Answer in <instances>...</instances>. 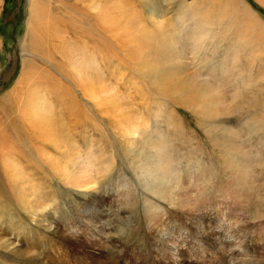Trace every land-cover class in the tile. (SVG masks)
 Returning a JSON list of instances; mask_svg holds the SVG:
<instances>
[{"label":"rangeland","instance_id":"374dc122","mask_svg":"<svg viewBox=\"0 0 264 264\" xmlns=\"http://www.w3.org/2000/svg\"><path fill=\"white\" fill-rule=\"evenodd\" d=\"M105 1L113 5L120 2L124 8L130 2L134 9L127 17L136 30L162 29V37L179 56L178 62L170 57L172 71L182 83L175 93L179 98L164 92L162 95L153 88L142 70L138 71L139 62L132 65L122 54L119 60H110L112 48L105 47L103 57L109 62H102V52L96 47L97 38L91 37L95 32L90 31L86 14L77 13L85 6L78 0L55 1L50 7L57 8L53 18L60 20L58 25L66 43L93 61L95 67L88 72L94 77L97 70L105 79L102 85L108 98L109 90L118 97V106L113 105L108 111L115 113L123 106L131 119L141 125L135 124L136 127L147 131L144 140L125 138L121 125L112 121L106 107H96L94 98L85 97L79 82L71 80L69 48L67 60L50 43L45 47L52 50L48 55L36 50L32 56L28 52L32 46L27 37L31 8L36 3L46 6L47 0H0V102H5L7 114L11 110L8 125H4L0 115V131L5 129L11 135L10 126H19L23 117L13 107L24 100L25 106L24 86L19 82L22 74L30 75L29 91L38 89L43 102L64 108L60 113L51 111L54 125L58 124L59 115L70 117L71 155L76 151L77 157L80 155L78 165H71L72 180H59L36 161V150L46 149L53 157H58L59 151L37 140L25 128H15L18 140L6 142L8 155L30 180L26 189L32 190L34 204L40 203L39 207L47 212L39 213L36 218L40 220L34 224L18 208L12 195L15 189L0 164V264H203L193 261L191 251L213 260L216 255L210 249L211 242L221 243L220 253L232 254L230 264H264L262 0H153L156 11L152 15L146 0ZM185 7L189 10L182 12ZM159 15L161 19L157 20ZM239 15L242 20L236 17ZM91 18H95L94 13ZM154 22L158 23L157 28ZM200 35L206 38L199 40ZM43 48L41 43L39 49ZM40 74L43 78L38 81L34 76ZM15 89L21 93L9 102L5 98ZM38 116L42 117V112ZM36 122L37 119L31 123ZM61 128L64 127L54 129ZM155 131L163 139L158 142L160 155L152 154L150 149ZM13 150L18 152L11 154ZM81 159L89 162L91 172L86 169L88 163L83 165ZM158 161L163 165L158 178L142 180L139 166L143 164L151 170ZM79 168L84 170L80 172ZM167 170L171 179L161 175ZM85 174L91 179H85ZM88 182L93 183L92 191L83 186ZM182 194L197 201L186 208L201 212H189L183 207L186 215L180 207ZM91 202L101 208L104 216L101 234L96 230L94 233L90 223L80 216L86 203ZM79 239L88 243V249L78 246ZM88 254L92 258L87 259Z\"/></svg>","mask_w":264,"mask_h":264},{"label":"bare ground","instance_id":"6f19581e","mask_svg":"<svg viewBox=\"0 0 264 264\" xmlns=\"http://www.w3.org/2000/svg\"><path fill=\"white\" fill-rule=\"evenodd\" d=\"M55 1L58 2V0H47L48 6L36 3L31 8V14L29 17L28 25H27V37H28V39L30 38V41L32 42V46H30L28 48V49H30L28 52L30 54H32V56H34L36 50H37V52H41V53L48 55L51 53L52 50L49 51L48 49H45V47L49 46L48 43H50L52 45V47H54V49L56 48V50L62 54L63 60H67L66 52H67V48H69L71 51V57L70 56L69 57L71 58L70 62H71V70H72V74H73V76L71 75V80L73 81V78H74L75 80H77L79 82L80 87H82L81 91H82L83 95L85 97H87L89 100L94 98L96 107H99V109H100V106L106 107L105 109L108 113V116H110V118L112 119V121L116 125L117 124L121 125V129H122V132L124 135H122L120 131L119 132L122 136H125V138L126 137L130 138L129 140L133 139L134 137H140L141 140H144L146 137L145 133L147 131L144 128L136 127L135 124H137L138 121L135 120V122H137V123H135L131 119L130 115H128V113H127L128 111L126 112L125 109H122L123 106L121 108H117L115 113H113V112L111 113L110 111H108V108H111L113 105L118 106V102H117L118 97L114 91L109 90V93H110L109 95H111V97L108 98L106 88L102 85V83L105 81V79H104V81L101 79L99 72L97 70H95V73H94L95 76L94 77L90 76L92 74L91 72H88L90 70L89 69L90 67H95L93 61L79 55L75 49H73L70 45H68V43H66L67 41L62 35L64 33H62V31L60 29V25H58L60 20L59 21L54 20V18H53V15L55 16V14H56L57 8L52 9L50 7V6L55 4ZM78 1H79V3L83 4L85 7L78 9L77 13L78 14H86V22L88 25H90V27H89L90 31L95 32V36H91V37L97 38L96 47L98 48V50L100 49V52H102V58H101L102 62H104V61L109 62V58L103 57L105 47L109 48L110 50L112 48V54H111L112 57L110 60H113V59L116 60V57H117V60H119V57L122 54L123 58L126 62H128L132 65H134L135 63H137V64L140 63L141 69H138L135 66L134 67L136 69H138V71L142 70V72L144 74L143 76L146 75V79H148V81L150 80V85H152L153 88H157L159 91H161L160 93H162V95L164 92V93H168L170 95H175V97L179 98V95H177L175 93L179 91L182 83L176 79L177 77H176L175 72L172 71L174 69V67L171 64V59H170V57H173L174 62H178L179 56L174 52L173 45L162 37V35H161V33L163 32L162 29L161 30L159 29L156 31L152 30L153 32L152 31L150 32L148 30H138V29L136 30L137 27L135 25H133L134 23L132 24L129 21V18L127 17L129 14L133 13L131 11H132V9H134L132 6L129 5L130 2L128 3V5L126 4L127 5L126 8H128L126 10V8H124L120 2H118V3L116 2L117 4L115 3L113 5V4H108L106 1L104 2V0H102V3H100V4H97L93 0H78ZM146 1L147 2H145V1L144 2L146 3V5H148V7H147L148 12L150 13V15H152L153 12L156 11V7L154 6L155 2L153 0H146ZM196 1H195V3H196ZM144 2L142 1L143 6H144ZM150 3H151V5H150ZM259 3L264 5V0H262V2L259 1ZM152 4H153V7H152ZM236 5H238V4H236ZM73 7L75 8V6H73ZM234 7H235V5H234ZM237 7L238 6H236V8H234V9H236L235 11H237V9H238ZM214 9H216V8H214ZM188 10H189V8L185 7L182 9V12H187ZM193 10H194V8H193ZM193 10H190V11H193ZM208 10L210 11V7ZM48 11H50V12L48 13ZM71 12H73V8H72ZM91 13H94L95 18H91ZM159 13L160 12H158L157 14H159ZM241 13H242V11H241ZM255 15H257V14H255ZM236 17L242 20L241 16L240 17L236 16ZM160 19H161V16L159 15V18L157 20H160ZM241 20H239L238 22H240ZM154 25L156 26L155 28L158 27L157 22H154ZM159 27H161V24H159ZM253 33H254V31H253ZM58 37H60V39ZM205 38L206 37H204L203 35H200L199 40H204ZM41 43L44 46L43 50L39 49V45ZM56 45H57V47H56ZM245 45H247V44H245ZM81 47L84 50L87 49L83 45H81ZM254 49H255V47H254ZM254 49H252V50H254ZM252 53H251V55H252ZM163 54H164V56H161ZM160 58H162V60H159ZM11 59H12V57H11ZM138 67H139V65H138ZM179 69H181V68H179ZM28 71H30V70H28ZM131 72L133 73V71H131ZM84 73H85V76H84ZM75 77H78L79 79H76ZM30 78H31L30 75H26V74L21 75V79H20L19 84H20V86H21V84L24 86L22 88V90L25 93L24 97L27 100H26L25 106H22L24 101H25L24 100L23 102L20 101L19 105H15L13 107V109H15L17 112H19L20 116L23 117L22 118L23 121L21 120V122L25 124V127H26L25 130L26 131H30L37 140H41L42 142L48 143L49 145L53 146L56 151H59V154H57L58 157H56V156L53 157V155H51V152L49 153V151H46V149H41L39 152L36 150V153L39 156L38 159L36 158L37 159L36 161L42 167L48 168L49 169L48 171H50V172L52 171L53 173H55L53 175H55L56 177L58 176L59 180H63V181L65 180V182L69 183L70 181H68V180H70V179L72 180V178H73V177H71L73 175V174L71 175V168H72L71 165L72 164L78 165V160L80 158V155L77 157L78 151H76L75 153H73L71 155V146H70L71 137H70L68 127L63 124L62 127H64V128H61L60 131H57L54 129V128H57V125H54L56 123L53 120L54 115L52 116V113H51V111L53 109L49 108L50 105L48 104V102H45V101L43 102V100L40 96L41 93H39L38 89L36 88L37 90L29 91L28 87H30V86L28 84V80ZM34 78L37 79L38 81H40V79L43 78V75L40 74V75H38V77L34 76ZM35 79H33V80L35 81ZM30 85H31V83H30ZM12 91L10 94H8V96H7L8 99L5 98L9 102H13L12 101L13 96H16V95L21 93L18 89L17 90L15 89V91H13V92ZM114 94H115V96H114ZM169 98H170V96H169ZM56 100H58V99H56ZM3 103H5V102H3V101L0 102V113H1L0 115L5 120V121H3L4 125H8L7 122H9L8 120L11 117V111H10V114H7V110H5L6 106ZM203 109H204V107H203ZM121 111H122V115H121ZM40 112H42V115H43L42 117L38 116ZM53 114H55V113L53 112ZM101 114H102V112H101ZM35 119H37L38 122L31 123ZM28 121H31V122H28ZM137 125L139 127L141 126L139 124H137ZM2 128H5V127H2ZM10 128H12L11 135L9 132H6L5 129H1V131H0V164L4 165V173L7 176V180L10 181L11 186L15 189V194L12 193V195H14L13 199L15 200L18 208L22 212L27 213V215L29 216V219L34 224H36V219L40 220V218H36V217L38 216L39 213H43L45 211V209H43L41 206L39 207L40 203L38 205L34 204L35 202L32 201L31 195H30V191L32 192V190H30L28 192L26 189L28 186V181H30V180L20 170L16 160H14L13 157L8 155V153L10 152V148L8 147L6 142L10 143L8 140H11L12 142L18 140V138L15 134L16 133L15 128H13L11 126H10ZM113 129H115V128H113ZM120 134H118V135L120 136ZM151 136L154 140L153 146H150L151 153L160 155L161 154L160 153L161 148L158 147V142H161L163 139L158 135V133L156 131L154 132V135L151 134ZM19 151L23 152V150H19ZM17 152L18 151L13 150V151H11V154H15ZM23 155H24V152H23ZM24 156L27 157V155H24ZM81 160H82L83 165H84V163H88V164H86V167H87L86 169L89 172H91L89 169V167H90L89 162H87V161L84 162L83 159H81ZM142 165L139 166V176L142 180L144 178L145 179L147 178L148 180L147 179L146 180L148 182V181H152V180H155L158 178L159 167L162 165L161 161H158L157 164L151 170L148 168H145V166L144 165L142 166ZM77 167H79V166H77ZM79 169H80V172L84 170V168H83V170L81 168H79ZM239 170H240V167H239ZM72 171H74V169ZM172 174H173V172H172ZM75 175H77V174H75ZM92 175H93V173H92ZM161 175H163V177L165 179H167V178L171 179L172 178L171 172H169L168 170L162 172ZM84 178L85 179H91V177L87 176V174L84 175ZM91 181L93 182V180H91ZM59 182L63 183L62 181H59ZM147 182H145V183H147ZM71 183H73V181ZM75 185L76 184H75V180H74V186ZM71 186L73 187V185H71ZM83 186L86 190H90V191H92V188L94 187L93 183L90 184V182H88L87 185H83ZM147 186H146V188H147ZM32 188H35V187L32 186ZM75 188H76V186H75ZM81 189H82V185H81ZM158 191L159 190H157V192ZM159 193H160V191H159ZM32 194H35V191ZM84 197H85V195H84ZM182 197L184 199H181V201H180L181 205L180 204L179 205L186 215H187V211H189V212L195 211V213L201 212V210L198 208L197 209L196 208H186V206H193L194 204H196L195 202H197V201L193 200L189 195H183ZM84 201H86V200H84ZM42 205H44V204H42ZM172 205L173 204H171V206ZM47 207L48 206H46L45 208L47 209ZM183 207L187 211H185L183 209ZM149 208H150V206L148 205L147 209H149ZM201 208H203V207H201ZM76 210H78V209H76ZM203 210H204V208H203ZM45 212H47V211H45ZM48 213H45V214H48ZM45 214H43V215H45ZM102 214L103 213H102V210L100 207H97V206L94 207V202L93 203L91 202L88 204L86 203V207H84L83 210L80 211V216L83 219H85L84 221H88L90 223V225L92 226L93 232L96 230L98 232V234H101L103 232V228H102L103 227L102 226L103 220L102 219L104 218V216ZM47 220H49V219H47ZM37 222H38V220H37ZM43 222H46V221H43ZM40 227H43V226H40ZM76 243L78 244V246L80 245L81 247H83V249H88V243L85 244V243L81 242L80 239ZM93 243L96 244V242H93ZM220 244H221L220 242H217V243L211 242L210 243V249H214V254L217 256V257L214 256L213 260H211V258L206 259L204 257V255H201L200 252H194V251H191V253H192L191 258L193 259V261L201 262L203 264H221V263L230 264V261L233 260V256L230 252L228 253V251L224 252V254L221 252L224 255L223 256L220 253L219 247L222 246ZM81 247H79V248H81ZM90 258H92V256H90V254H88L87 259H90ZM230 258H232V259H230ZM59 260H61V259H59ZM58 262L62 263V261L61 262L58 261ZM63 264H64V262H63Z\"/></svg>","mask_w":264,"mask_h":264},{"label":"crops","instance_id":"0c3cea01","mask_svg":"<svg viewBox=\"0 0 264 264\" xmlns=\"http://www.w3.org/2000/svg\"><path fill=\"white\" fill-rule=\"evenodd\" d=\"M21 65H19V67H20ZM19 70V69H18ZM18 73V72H17ZM9 89V88H8ZM67 90H68V88H66ZM5 90H7V88L5 89ZM4 90V91H5ZM64 90V89H63ZM64 91H66V90H64ZM3 93V92H2ZM1 93V94H2ZM0 94V95H1ZM64 99V98H63ZM63 99H61V102H62V104H63ZM60 100V99H59ZM1 101H3V100H1ZM48 104L50 105V107L53 109L52 111L53 112H57V113H60L63 109L61 108V106H58L56 103H53V102H48ZM63 106L65 107V105L63 104ZM8 107V106H7ZM11 111V110H10ZM68 111H70L69 113L71 114V103H70V109L68 110ZM57 119V121H58V124H57V126H58V128H60L61 126H63V124L64 125H66L68 128H71V119H70V117L67 115V114H65L63 117L61 116V115H59V117L58 118H56ZM19 121V120H18ZM60 121V122H59ZM19 126L18 127H15V126H13V128H26L25 127V124L24 123H22V122H20L19 121Z\"/></svg>","mask_w":264,"mask_h":264}]
</instances>
